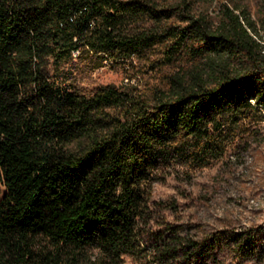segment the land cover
I'll list each match as a JSON object with an SVG mask.
<instances>
[{
	"label": "trees",
	"instance_id": "obj_1",
	"mask_svg": "<svg viewBox=\"0 0 264 264\" xmlns=\"http://www.w3.org/2000/svg\"><path fill=\"white\" fill-rule=\"evenodd\" d=\"M240 1L0 0V264L264 257L257 231L160 225L153 198L262 152L264 42Z\"/></svg>",
	"mask_w": 264,
	"mask_h": 264
},
{
	"label": "rangeland",
	"instance_id": "obj_2",
	"mask_svg": "<svg viewBox=\"0 0 264 264\" xmlns=\"http://www.w3.org/2000/svg\"><path fill=\"white\" fill-rule=\"evenodd\" d=\"M240 3L257 22L264 42V0ZM259 150L262 152L247 153L240 160L233 158L229 164L227 158L220 160L190 179L173 172L165 182L156 184L153 198L159 224L166 220L194 235L224 229L228 230L226 240L233 233L253 230L264 244V144ZM4 191L0 177V195ZM124 264L140 263L126 258ZM211 264H264V257L241 258L228 244Z\"/></svg>",
	"mask_w": 264,
	"mask_h": 264
}]
</instances>
